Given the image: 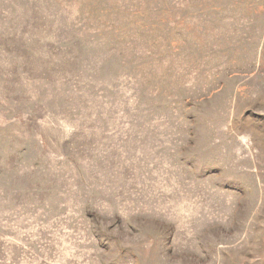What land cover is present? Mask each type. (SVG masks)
Instances as JSON below:
<instances>
[{"label": "rangeland", "instance_id": "1", "mask_svg": "<svg viewBox=\"0 0 264 264\" xmlns=\"http://www.w3.org/2000/svg\"><path fill=\"white\" fill-rule=\"evenodd\" d=\"M0 264H264V0H0Z\"/></svg>", "mask_w": 264, "mask_h": 264}]
</instances>
